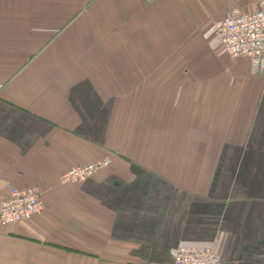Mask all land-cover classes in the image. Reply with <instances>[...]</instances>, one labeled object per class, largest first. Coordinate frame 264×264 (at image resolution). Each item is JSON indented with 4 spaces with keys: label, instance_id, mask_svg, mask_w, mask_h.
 <instances>
[{
    "label": "crops",
    "instance_id": "1",
    "mask_svg": "<svg viewBox=\"0 0 264 264\" xmlns=\"http://www.w3.org/2000/svg\"><path fill=\"white\" fill-rule=\"evenodd\" d=\"M255 2L0 0V202L29 186L44 205L0 226V264H172L181 245L264 264V77L213 30ZM46 45L76 63L55 76Z\"/></svg>",
    "mask_w": 264,
    "mask_h": 264
},
{
    "label": "built area",
    "instance_id": "2",
    "mask_svg": "<svg viewBox=\"0 0 264 264\" xmlns=\"http://www.w3.org/2000/svg\"><path fill=\"white\" fill-rule=\"evenodd\" d=\"M215 37L230 58L249 59L255 75L264 77V0H256L255 9L244 13L229 7L213 25ZM110 165L107 156L93 162L73 166L59 176L60 184L79 183L93 177ZM44 208L35 187L10 186L0 202V226L20 222L40 213ZM219 254L209 245L178 246L172 264H218Z\"/></svg>",
    "mask_w": 264,
    "mask_h": 264
},
{
    "label": "rangeland",
    "instance_id": "3",
    "mask_svg": "<svg viewBox=\"0 0 264 264\" xmlns=\"http://www.w3.org/2000/svg\"><path fill=\"white\" fill-rule=\"evenodd\" d=\"M17 2H19V1H17ZM38 8H39V12H44V11L47 10V8L45 6H43V5H41V4L38 6ZM47 39L49 40V43H51V45H53V44L54 45H60V39L62 40L63 38H61L60 36H56V37L53 38L55 41L52 42V38L51 37H49V38L42 37V38H40V41L41 40L42 41H47ZM74 39L75 40L76 39L79 40V38H77V37L74 38ZM215 39H216V41L218 40L216 37H215ZM47 48L48 47L46 45L45 50H42L43 48L41 46V48H40V50H41L40 52L41 53H39V55L37 56L38 57L37 59L38 60H42V61H51V62L54 61V63L55 62L60 63V64L56 65V70H55V73H54L55 76L62 75V72L66 71V68L69 67L66 63L72 61V63L75 64L76 61H77V58H78V54L77 53H74V52L69 53V52L63 51L61 49L58 50L59 47H51L50 46L48 49ZM72 71H74V70L72 69Z\"/></svg>",
    "mask_w": 264,
    "mask_h": 264
}]
</instances>
